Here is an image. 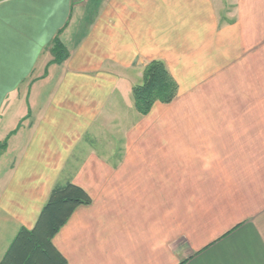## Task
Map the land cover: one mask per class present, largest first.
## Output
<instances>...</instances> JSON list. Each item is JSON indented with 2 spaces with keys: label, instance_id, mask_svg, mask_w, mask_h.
I'll list each match as a JSON object with an SVG mask.
<instances>
[{
  "label": "crops",
  "instance_id": "0c3cea01",
  "mask_svg": "<svg viewBox=\"0 0 264 264\" xmlns=\"http://www.w3.org/2000/svg\"><path fill=\"white\" fill-rule=\"evenodd\" d=\"M222 5L0 0V264L67 182L65 264H264V44ZM153 60L177 95L141 116Z\"/></svg>",
  "mask_w": 264,
  "mask_h": 264
},
{
  "label": "trees",
  "instance_id": "16d2710c",
  "mask_svg": "<svg viewBox=\"0 0 264 264\" xmlns=\"http://www.w3.org/2000/svg\"><path fill=\"white\" fill-rule=\"evenodd\" d=\"M51 51L54 62L67 57L58 38L54 39ZM177 90L178 86L164 63L153 60L144 67L141 83L132 88L135 110L145 116L154 103H171ZM5 148L6 143H0V153ZM90 203L89 196L78 186L70 182L55 185L33 229L18 230L1 264H65L51 240L77 207Z\"/></svg>",
  "mask_w": 264,
  "mask_h": 264
},
{
  "label": "rangeland",
  "instance_id": "374dc122",
  "mask_svg": "<svg viewBox=\"0 0 264 264\" xmlns=\"http://www.w3.org/2000/svg\"><path fill=\"white\" fill-rule=\"evenodd\" d=\"M223 0L224 5L218 6L220 24L224 26L236 20L243 19L242 11L245 15L244 20L251 25L250 35L252 41L258 40L260 45L264 44V1L259 5H251V0ZM254 27V28H253ZM255 34V37L253 36ZM257 44V42H255Z\"/></svg>",
  "mask_w": 264,
  "mask_h": 264
}]
</instances>
